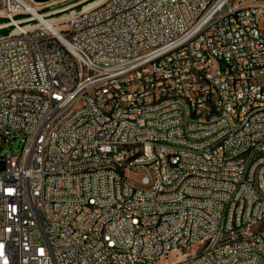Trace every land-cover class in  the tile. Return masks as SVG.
I'll use <instances>...</instances> for the list:
<instances>
[{
    "label": "built area",
    "instance_id": "2783aa9c",
    "mask_svg": "<svg viewBox=\"0 0 264 264\" xmlns=\"http://www.w3.org/2000/svg\"><path fill=\"white\" fill-rule=\"evenodd\" d=\"M71 1L44 11L32 0H0V29H14L0 36V264H145L157 256L186 264V255L196 264H264L254 255L264 234L243 240L250 220L258 226L264 215V158L253 157L264 146V7L103 0L54 21L85 0L55 7ZM132 55L139 65H129ZM8 84L46 88V96L7 92ZM57 111H67L62 123H54ZM41 123L51 125L50 138H40ZM206 131L219 138L183 141L186 150L154 144ZM16 138L19 151L10 147ZM134 142H144V153L125 160ZM118 174H126L124 198L115 195ZM149 178L156 187L138 189ZM117 200L127 204L122 220ZM208 241H217L213 252Z\"/></svg>",
    "mask_w": 264,
    "mask_h": 264
},
{
    "label": "bare ground",
    "instance_id": "6f19581e",
    "mask_svg": "<svg viewBox=\"0 0 264 264\" xmlns=\"http://www.w3.org/2000/svg\"><path fill=\"white\" fill-rule=\"evenodd\" d=\"M101 2V0L92 1L88 6H92ZM48 6V5H47ZM37 7V6H36ZM35 5L31 9L35 17L39 18L41 15L36 11ZM256 7H264V0H250L247 3V11H255ZM51 13H46L49 15ZM1 15V12H0ZM260 16H264V9H260ZM4 25L0 24V28H4ZM140 55H132L129 58V65H139ZM123 75H132V67H124ZM7 92H20L25 93V96H46V88L28 87L27 84H8ZM172 99H179V92H172ZM67 118V111L53 112L54 123H62L63 119ZM51 125L49 123H41L40 126V138H50ZM219 138V131H206L204 136L200 133H182V139H175L172 142V138L166 136L154 137V144L172 145V149L186 150V143H198L208 144V139ZM144 153V142H134V148H130L125 153V160H134L138 156ZM253 157L264 158V146L257 147L253 150ZM125 182L126 174H118L114 184V191L117 198L125 197ZM149 187H156V178H149V182L138 181V189H149ZM129 189H137V182H129ZM253 189H260V181H253ZM233 209H240V202H233ZM127 211V204L125 200L116 201L115 220H122L123 213ZM262 221H264V215H262ZM257 224V220H250L249 225L246 227V231L243 233L244 241H252L257 235V229L253 226ZM217 229L219 233H228V224L224 221H217ZM258 234H264V231L258 230ZM107 237H114V230H107ZM200 242H192V248L197 246ZM217 248V241L206 242V252H213ZM200 252V250L198 251ZM254 255L257 257H264V248H254ZM186 264H196L197 256L190 255L185 258ZM145 264H165L164 256H157L154 259H145Z\"/></svg>",
    "mask_w": 264,
    "mask_h": 264
},
{
    "label": "water",
    "instance_id": "95a60500",
    "mask_svg": "<svg viewBox=\"0 0 264 264\" xmlns=\"http://www.w3.org/2000/svg\"><path fill=\"white\" fill-rule=\"evenodd\" d=\"M32 1L34 3L43 4V3L51 2L53 0H32ZM77 1H79V0H73L71 2H67V3H63V4H58L55 7H57V8H59V7H65L67 5H70L72 3H75ZM92 1H95V0H85L84 2H81L80 4H77V5L73 6L72 8H69L68 10H65V11H63V12L55 15L53 17V19H54V21L59 22V21L64 20L65 18H67L70 15L73 16V15L79 14V13H81V12H83V11L91 8V7H93L94 5H96V4H94L92 6L86 7L90 3H92ZM101 1H103V0H101ZM3 21L5 22L6 20L3 19ZM3 30L4 29H0V36H4V35H7V34H10L11 32H13L14 29L12 27H9V28H6L5 29L6 30L5 32Z\"/></svg>",
    "mask_w": 264,
    "mask_h": 264
},
{
    "label": "rangeland",
    "instance_id": "374dc122",
    "mask_svg": "<svg viewBox=\"0 0 264 264\" xmlns=\"http://www.w3.org/2000/svg\"><path fill=\"white\" fill-rule=\"evenodd\" d=\"M39 7H41V9L44 11L50 10L51 8H54V7H48L45 3L39 5ZM0 20H1L0 24L4 23L1 15H0ZM3 31L5 32L6 30L4 29ZM10 147L13 151H19L20 147H21L20 138H16L15 140H13ZM253 228L264 231V221H262L260 224H258V226H257V224L254 225ZM199 250H200V244H197V246H194L192 248V252H198ZM188 256H190V255H186L185 258H187Z\"/></svg>",
    "mask_w": 264,
    "mask_h": 264
}]
</instances>
